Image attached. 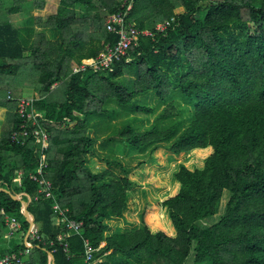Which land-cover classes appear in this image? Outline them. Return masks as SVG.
Returning a JSON list of instances; mask_svg holds the SVG:
<instances>
[{"label": "trees", "instance_id": "16d2710c", "mask_svg": "<svg viewBox=\"0 0 264 264\" xmlns=\"http://www.w3.org/2000/svg\"><path fill=\"white\" fill-rule=\"evenodd\" d=\"M5 1L0 0V187L32 199L38 192L29 177L38 167L34 139L12 144L20 121L7 101L32 90L36 108L49 120L43 125L55 200L82 229L70 233L65 252L57 237L69 231L55 223V202L33 201L29 212L43 241L24 242L29 220L23 204L0 190V214L4 210L22 224V244L12 240L11 247L0 248V257L27 248L26 264H48L49 253L54 264H87L89 241L97 264H187L191 256L194 264H264V0H60L55 15L33 18L19 29L9 17L22 13L27 2L10 0L6 8ZM129 4L127 21L154 35L129 49V63L124 58L112 70L73 74L83 59L118 41L106 22ZM28 6L43 11L46 1ZM171 18L176 21L167 31H155ZM46 30L60 41L49 40ZM149 96L164 112L144 132L129 124L119 140L141 153L166 147L203 164L181 163L172 195L147 206L140 224L126 210L131 179L111 169L91 170L97 138L89 132L109 115L151 114L141 104ZM109 103L123 113L110 111ZM19 170L26 173L22 186L14 180ZM226 191L224 214L203 227L219 214ZM124 211L132 227L119 220ZM6 215L0 216V241L9 230Z\"/></svg>", "mask_w": 264, "mask_h": 264}, {"label": "rangeland", "instance_id": "374dc122", "mask_svg": "<svg viewBox=\"0 0 264 264\" xmlns=\"http://www.w3.org/2000/svg\"><path fill=\"white\" fill-rule=\"evenodd\" d=\"M57 1L55 0V2ZM52 3L53 5L55 4L54 0L50 2V6L54 11L55 7H53ZM42 16H47V13L43 12ZM24 92L23 97L25 98L37 96L32 90L29 91L26 89ZM141 104L152 110L151 114L124 113L115 118L109 115L105 119L96 121L95 127L89 132L90 136L97 138L96 153L88 159V164L94 172H103L111 169L118 176L129 177L131 179L132 189L128 193L126 210L133 211L135 216L139 218L140 224L142 223V215L147 206L160 204L172 195V191L176 185L173 182V173L181 163H184L190 168H193V165L203 164V161H200L196 157L183 158L176 156L169 152L166 147H161L154 152L141 153L139 150L129 148L119 140L120 132L129 124L136 127L138 131L144 132L154 124L155 119L165 110L163 104L161 105L159 100L154 96L141 99ZM182 107L185 108V105L182 104ZM107 108L110 111L123 113L122 109L114 103H109ZM182 115H184L182 118L186 119L187 115ZM129 170L130 172L128 173ZM228 199L229 193L226 191L224 192L219 214L209 220V222L203 223V227H210L219 221L225 212ZM119 220L125 226L132 227L131 221L126 218L125 211L123 218ZM106 225L111 230L108 222H106ZM139 229L141 228L135 229L134 231ZM105 237L108 238L110 236L106 235ZM187 264H194V256L189 258Z\"/></svg>", "mask_w": 264, "mask_h": 264}, {"label": "built area", "instance_id": "2783aa9c", "mask_svg": "<svg viewBox=\"0 0 264 264\" xmlns=\"http://www.w3.org/2000/svg\"><path fill=\"white\" fill-rule=\"evenodd\" d=\"M122 6L123 8L125 7ZM132 9V5L129 4L126 10H121L118 13L111 14L106 22V28L109 33L116 34L118 36V41L114 45H107L105 50L101 52L97 57L91 59H83L79 64L73 67L72 73H85L93 72L98 73L101 71L112 70L115 63L126 59L129 63L131 58L128 57L129 49L136 45L141 37H152L154 31L149 29H139L135 23L128 22V14ZM176 21L175 18H171L165 22L159 23L155 27V31L163 33L168 30L172 24ZM38 100L37 96L33 97H21L19 99H14L11 95L7 97L8 102H13L15 106V113L19 118L20 125L18 130L11 134L10 140L12 144H17L24 146L29 138L34 139L35 143V156L37 157L38 167L34 172L29 173L30 179L38 184V192L34 199L30 198L26 192L20 193L19 197L24 199L27 197L32 203H36L41 200H52L54 201L53 212L56 216L55 223L57 226L66 225L69 233L64 235H59L57 237L58 243L63 247L65 252H68L69 245L67 239L70 238V233L80 234L82 229V224H77L72 222L67 217L68 210H63L58 202L55 200L53 185L48 178V156L47 151L49 149V134L47 129L43 124L48 123L49 120L44 116L42 111H39L35 104ZM26 173L22 170L17 171L16 178L14 179L19 186L23 185V178ZM0 189H2L0 187ZM6 190V189H5ZM1 215H6L5 211L2 210ZM6 223L9 227L10 237H14L22 230V224L16 217H11L6 215ZM30 241L42 242L43 238L39 235L38 228L35 226L32 228L30 233ZM29 242V239L26 241ZM28 247H32L31 243L27 244ZM50 245H54L51 241ZM105 246V245H104ZM103 246V247H104ZM96 251L90 246L89 241H86V262L87 264H97L94 258ZM29 256V249L20 250L19 252L7 254L0 257V264H26L27 258ZM50 262H48L49 264Z\"/></svg>", "mask_w": 264, "mask_h": 264}, {"label": "crops", "instance_id": "0c3cea01", "mask_svg": "<svg viewBox=\"0 0 264 264\" xmlns=\"http://www.w3.org/2000/svg\"><path fill=\"white\" fill-rule=\"evenodd\" d=\"M26 1H27V3L23 6L22 13L9 17L10 23H12L14 25V27L17 29L26 27L28 21L33 19V18H35V19H37V18L46 19L48 17L55 15L57 12V9L60 6V0H58L57 2H55V0H54L55 4L53 5V3H52V5H53V7H55V10L53 11V8L50 6L51 5L50 2H53V0H45L46 1L45 9L43 11H38V10L32 9L28 6L29 4H31L32 0H26ZM10 5H11L10 0L5 1V7L6 8H9ZM43 12H46L47 16H45V17L42 16ZM0 13L2 14V9H0ZM37 31L40 32L41 30L37 29ZM45 33H46L49 40L60 41V35L59 34H55L51 30H46ZM0 120H1V117H0ZM35 226L37 227V225H35ZM8 229H9V227H8ZM9 233L10 232L8 230V233H7V236L5 237V240L0 241V248L11 247L12 240H17V242H21V244H22V240H21L22 237H21V235H19V233L17 235H15L14 237H10ZM24 242H26L25 238H24Z\"/></svg>", "mask_w": 264, "mask_h": 264}, {"label": "water", "instance_id": "95a60500", "mask_svg": "<svg viewBox=\"0 0 264 264\" xmlns=\"http://www.w3.org/2000/svg\"><path fill=\"white\" fill-rule=\"evenodd\" d=\"M0 190H4V191L8 192L9 195H11L13 197V199H15L16 201L22 202V204H23V214L29 220V230H28V232L26 234V237H25V240L27 241L29 236H30L32 228H34L35 225H36L34 217L29 212V206H30L31 202L30 201L29 202H24L21 197L16 196L15 193H13V192H11L9 190H5V189H0ZM49 262H50L49 264H54V262H53V254H51V253H49Z\"/></svg>", "mask_w": 264, "mask_h": 264}]
</instances>
